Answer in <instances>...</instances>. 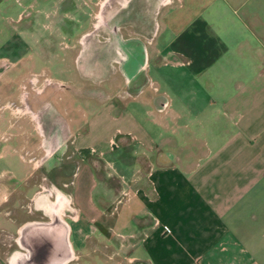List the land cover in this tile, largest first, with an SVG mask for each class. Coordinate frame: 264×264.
I'll use <instances>...</instances> for the list:
<instances>
[{
  "label": "crops",
  "instance_id": "0c3cea01",
  "mask_svg": "<svg viewBox=\"0 0 264 264\" xmlns=\"http://www.w3.org/2000/svg\"><path fill=\"white\" fill-rule=\"evenodd\" d=\"M181 1L197 13L169 14L176 46L155 56L186 73L185 91L159 103L152 127L128 122L138 153L114 161L127 196L84 159L70 190L31 194L45 218L0 212L18 244L8 264H92L82 251L109 230L144 264H264V0Z\"/></svg>",
  "mask_w": 264,
  "mask_h": 264
},
{
  "label": "rangeland",
  "instance_id": "374dc122",
  "mask_svg": "<svg viewBox=\"0 0 264 264\" xmlns=\"http://www.w3.org/2000/svg\"><path fill=\"white\" fill-rule=\"evenodd\" d=\"M181 3L0 0V212H11L18 223L45 218L31 209V194L70 190L84 159L95 160L119 197L127 196L116 163L138 153L137 136L125 130L128 122L152 127L159 103L185 91L186 73L155 56L157 47L167 52L176 46L169 42V14L197 13L195 5ZM121 242L113 230L90 237L82 262L144 264L129 260ZM17 247L15 234L0 229V264H8Z\"/></svg>",
  "mask_w": 264,
  "mask_h": 264
}]
</instances>
